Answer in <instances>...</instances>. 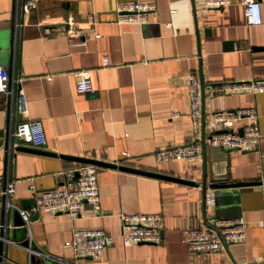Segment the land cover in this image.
<instances>
[{
    "label": "crops",
    "instance_id": "0c3cea01",
    "mask_svg": "<svg viewBox=\"0 0 264 264\" xmlns=\"http://www.w3.org/2000/svg\"><path fill=\"white\" fill-rule=\"evenodd\" d=\"M134 1H151L154 8L142 23L116 22L117 6ZM258 2L260 23L247 24L242 0L216 9L205 8L203 0H0V66L8 71L13 91L0 93V188L11 179L10 199L20 205L24 198L34 200L37 190L57 187V171L83 163L60 154L198 182L201 156L156 162L152 155L192 138L186 90L191 71L201 81L205 134L213 128L214 112L256 110L258 146L227 150L226 171L230 181H263L264 92L208 91L222 81L264 79V0ZM74 27L91 32L83 45L68 37ZM79 68L90 72L89 92L74 89L73 71ZM18 90L25 116L38 119L45 134L43 147H27L54 155L7 146V129L22 118L15 110ZM243 123L234 125L239 130ZM96 180L99 213L86 203L72 217L66 211H38L29 218V245L22 244L26 229L16 227L11 235L7 214L2 264H252L264 257V182L207 188L213 201L204 203L199 185L149 173L98 166ZM119 212L161 214L160 240L123 245ZM236 216L245 222L242 240L216 252L188 250L184 230L189 225ZM80 227L102 228L113 240L97 258L73 256L64 241ZM10 236L15 240L8 241Z\"/></svg>",
    "mask_w": 264,
    "mask_h": 264
},
{
    "label": "built area",
    "instance_id": "2783aa9c",
    "mask_svg": "<svg viewBox=\"0 0 264 264\" xmlns=\"http://www.w3.org/2000/svg\"><path fill=\"white\" fill-rule=\"evenodd\" d=\"M205 8H219L228 4V0H203ZM243 13L247 24L260 23V6L258 0H242ZM151 1L125 2L117 6L116 22L142 23L146 19V13L153 10ZM17 12V9H15ZM169 26L170 23L168 22ZM91 34L82 27H74L68 31V37L77 45H83L85 38ZM93 33V36H97ZM107 63L105 56L102 57ZM75 75L74 89L78 93H86L92 90L90 72L86 68L73 71ZM13 79L12 81H16ZM186 90L189 103V118L192 126V138L178 145L164 146L153 151L156 162L183 159L186 161L199 160L202 143L207 146H219L227 150H252L256 149L260 139L257 124V113L254 107H239L230 111H219L213 114V128L205 134L202 129L201 109V81L193 71L186 76ZM210 92L231 93L248 91L251 93L264 92V79L222 81L208 87ZM10 76L8 71L0 66V93L12 94ZM19 93V90H18ZM17 109L22 118L13 128L7 129V146L19 144L41 148L45 144V134L41 122L38 119H30L25 116L26 108L18 94ZM244 119L240 132L234 125L237 120ZM224 130V131H222ZM10 138L14 141L11 144ZM98 166L92 163H77L72 168L62 169L56 172L59 185L51 189H41L34 192V205L20 207L12 203L13 181L7 179L0 188V239H3L6 228V215L11 210H16L21 219V226L26 229V244H30L31 235L27 232L29 218L33 211H66L72 217L75 216L83 203L89 204L93 213H99V194L96 180ZM212 197L206 195L204 203H211ZM119 237L123 245L130 243L158 242L160 229L163 224L161 214L153 212H119ZM244 219L242 216L233 218H212L208 224L189 225L185 230V241L190 252L209 253L221 250L225 245L242 240L245 236ZM12 227L11 221L8 223ZM8 228V229H9ZM6 239V238H5ZM8 241H13L7 238ZM113 240L111 234L102 228L80 227L73 228L64 245L68 246L73 256H88L97 258L101 250ZM31 251L32 249L28 247ZM41 254V252H38ZM44 255V253H42ZM0 264L2 260L0 259ZM252 264H264V257Z\"/></svg>",
    "mask_w": 264,
    "mask_h": 264
},
{
    "label": "water",
    "instance_id": "95a60500",
    "mask_svg": "<svg viewBox=\"0 0 264 264\" xmlns=\"http://www.w3.org/2000/svg\"><path fill=\"white\" fill-rule=\"evenodd\" d=\"M15 110L17 111V106L15 107ZM222 131H224V130H222ZM238 132L241 133L240 129L238 130ZM14 149L34 151V152L43 153L46 155H54L53 152L44 151L41 149H34V148L27 147V146H22V145H16L14 147ZM205 150H206L205 146L202 143V147H201L202 171H201V178L198 182L197 181L193 182L192 180H187L184 178H177V177H173V176L162 175L159 173H152V172L137 170V169H133V168H129V167L121 166V165H116L113 163L104 162V161H100V160H96V159H92V158H87V157L72 156V155H65V154H60V156L63 158L78 161V162L92 163L96 166L118 167L121 169H126V170H130V171L138 172V173H149L151 175L162 177V178H167V179H171V180H175V181H179V182H184V183H188V184H193V185H199L202 202H204L205 192H206L207 188L213 189V188L230 187V186H236V185H246V184H256V183L258 184V183L264 182V180L263 181H252V182L230 181L228 179V175H227V171H226L227 149H222L221 147L216 146V145L207 147L208 160H209V172H210V176L207 180L206 179L207 174H206V170H205ZM33 205H34L33 199L24 198V199L20 200L19 206L24 208V207L33 206ZM37 214H38V211L35 210L33 212L32 216L30 217V219L37 216ZM8 215L10 217V221L12 224V228H10V233L16 227H20L23 230V232H25V228L21 226L22 222H21L20 216L18 215L17 211L11 210V211H9ZM11 235H12V233H11ZM12 237L10 236V238L12 240H15ZM22 244L23 245L26 244V240L24 238L22 240Z\"/></svg>",
    "mask_w": 264,
    "mask_h": 264
}]
</instances>
